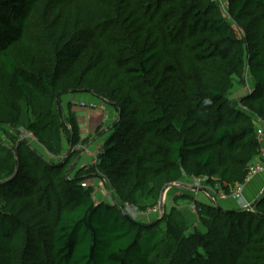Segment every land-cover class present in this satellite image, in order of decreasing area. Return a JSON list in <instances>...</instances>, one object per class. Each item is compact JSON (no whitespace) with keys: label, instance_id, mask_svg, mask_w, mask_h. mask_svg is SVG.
<instances>
[{"label":"trees","instance_id":"trees-1","mask_svg":"<svg viewBox=\"0 0 264 264\" xmlns=\"http://www.w3.org/2000/svg\"><path fill=\"white\" fill-rule=\"evenodd\" d=\"M226 8L231 22L216 0H0V264H264V193L252 211L185 192L191 221L178 208L150 224L124 212L127 202L154 206L184 176L205 178L211 197L228 193L258 156L264 0ZM30 39L46 42L45 59L13 50ZM245 70L253 90L236 106ZM69 92L116 118L81 138L71 113L58 117L56 96ZM35 95L55 107L31 121ZM65 137L104 139L94 162L75 168ZM89 178L112 201L94 199Z\"/></svg>","mask_w":264,"mask_h":264},{"label":"rangeland","instance_id":"rangeland-1","mask_svg":"<svg viewBox=\"0 0 264 264\" xmlns=\"http://www.w3.org/2000/svg\"><path fill=\"white\" fill-rule=\"evenodd\" d=\"M216 1L218 2L220 10L223 12L224 16L226 17V20L231 22V19L229 17V14H228V11L226 8L227 7L226 6L227 0H216ZM76 5L77 4L73 3V5L70 8L68 7V9H66V7L65 8L63 7L64 8L63 12L65 11V9L66 10L74 9V7H76ZM60 13H62V11H60ZM234 26H235V24H234ZM29 34L30 33H28V35ZM38 45H40V47ZM47 49H48V47H47L46 42H44L42 44H38V43H35L33 40L30 39L26 43L23 42V43L17 45L13 50H15V52L19 56V58L23 59L24 61H30V60H37V59L42 58V57H44V59H45V56L49 55L47 53ZM245 85L251 86L250 85V76H249L247 70H245ZM236 86H237V83H234L232 87H236ZM242 89L243 88H238V89H235L233 91V93L231 95V99L233 100V105L238 106V98L241 96L240 92ZM56 97H57L56 99L58 100L59 105H60V109H61V114H60L58 106L56 105V109L58 112L59 119L62 120L63 118H66L65 119L66 122H69L67 117L71 113V116L74 118L79 129L84 127L83 124H80V122H81L80 115H83L84 120L88 121L89 116L96 115L97 113H101L102 117H103L102 124H101V126H99L101 129L104 128V123H103L104 120L105 121L108 120L109 116H112L113 120L116 118L115 112H113L110 109V107L106 110V112H105L106 115H105L104 109L102 107H99L97 105H89V104L99 103V100H97L95 96H93L89 93H74V92L71 93V92H69V93H66L62 96H56ZM33 101H34V106L30 108L31 121L36 120L35 119L36 118L35 117L36 112L41 111L43 113L42 115H44L49 108H52V110H53V108L55 107V106H50L48 103L47 97H45L43 95H40V96L35 95ZM79 102L85 103L86 105L82 106L79 104ZM68 103L71 104L70 108H68V106H67ZM101 106H103V105H101ZM53 114H55L54 111H53ZM110 120L111 119H109V121ZM113 120H111V121H113ZM109 121L106 125L111 124V121L110 122ZM92 123H94V121ZM86 126H87V124L85 125L84 128H86ZM93 126L95 128L97 126V124L94 123ZM24 129L22 128V134L23 135L21 137L28 139L31 142V144H33V146L35 145V146L41 147V144L37 141L35 136H33V137L27 136L28 132H25ZM64 134H66V133H64ZM85 134L86 133L80 132V137L86 138L89 136V133L87 135H85ZM25 136H27V137H25ZM65 138L66 139H64L63 149L61 152H63L62 155L66 156V155L72 153L74 150L76 151V153L73 156V159H71L72 162L69 161L71 163H73V162L75 163V168L85 166V165L90 164L92 162L93 159H91V157L93 155V152L90 150L94 149L95 144H91L90 146H88V145H84L82 142H79V143L75 144L74 146H70L68 143L69 141H67V137H65ZM101 139L103 140L104 138H101ZM87 147H89L90 150L87 149ZM42 150L45 151L46 149H42ZM45 152H46V155L52 157V155L49 154L47 151H45ZM64 153H66V154H64ZM60 157L61 156H59V158ZM53 158H57V157L53 156ZM84 183L86 186H91L93 197L97 201H99V200L112 201L111 192L108 189V187H106V183L102 179L89 178V179L85 180ZM173 183L179 185L180 187L179 188L178 187H171L164 192L162 211L160 210L161 193H162L163 187L166 184L161 188L157 202L154 205V206L159 207L156 212L148 211L149 209H152L154 206L147 207L146 209H140L136 205L127 202L128 206L130 208L129 210H130L131 216L133 218H135L136 220H139L145 224H150L156 220H159V218L162 216L163 212H166V213L170 212L171 208H178L179 210H182V212L185 214V216H188V214L191 213L190 209H191V206L193 205V203H191L190 200H188V201L182 200L183 198H185V197H182V195L186 194V193H183L185 191L184 186H186L187 184L193 183V177L184 176L182 179L175 181ZM203 185H205V184H203ZM203 185L198 187L200 189L198 191H201V192L198 193L197 200L200 202L209 203V202H211V199H210L209 194L207 192H205V194L203 193L205 191V189H207ZM208 188H209L208 190L212 189L209 186H208ZM263 193H264V189L261 192V194H263ZM187 195H189V194H187ZM213 196H214V194H213ZM180 199H181V201H178ZM250 210L253 211L254 209L252 208ZM192 213L194 214L195 212H192ZM196 216L197 215H195V220H197ZM186 219L191 221V215H190V217L189 216L186 217ZM196 223L198 224V221H196ZM161 225L163 226L164 223H162ZM190 226H193L192 223L190 224ZM190 228H192V227H190ZM198 228L201 231H204L202 225L199 224Z\"/></svg>","mask_w":264,"mask_h":264},{"label":"crops","instance_id":"crops-1","mask_svg":"<svg viewBox=\"0 0 264 264\" xmlns=\"http://www.w3.org/2000/svg\"><path fill=\"white\" fill-rule=\"evenodd\" d=\"M80 117H81L80 124H83L84 127L87 124L86 128L82 127L80 129V132L86 133L85 135H87L88 133L91 134L94 130H96L97 126H101L102 121H103V117H102L101 113H97L96 115L89 116L88 117V119H89L88 121L84 120L83 115H80ZM109 119L113 120V117L109 116L108 120H106V121L104 120V122H103L104 123V127L107 126L106 124L108 123ZM93 121H94L95 124H97V126L95 128L93 126L94 123H92ZM257 127H260L262 129L263 133H264V123L258 124ZM262 143L264 144V138L262 140ZM91 144H94V142L91 143ZM189 187H192V183L191 184H187L186 187H184L185 191L183 190L184 191L183 193L186 192L187 194H189V196L193 197V199L197 200V195L201 191L193 190V189H190ZM263 189H264V169L262 171H260L259 173L253 175L244 184L243 189H242V193H243L244 198L248 202H253L261 194ZM205 192L206 191H204L203 193L205 194ZM209 197L211 199V202H209V203H212L213 201H215V203L217 205H219L220 207H222L224 209H235V208L239 207L237 202L235 200H233L232 198H230V197L221 198V197L216 196V195L211 197L210 194H209ZM182 200L188 201L189 199L188 198H183ZM178 201H181V199L178 200Z\"/></svg>","mask_w":264,"mask_h":264},{"label":"built area","instance_id":"built-area-1","mask_svg":"<svg viewBox=\"0 0 264 264\" xmlns=\"http://www.w3.org/2000/svg\"><path fill=\"white\" fill-rule=\"evenodd\" d=\"M242 90L246 93H250V92H252L253 88L249 85H245ZM80 105L83 106L86 104L80 102ZM89 105H94V104H89ZM240 107L242 109H245V107H243V106H240ZM27 136L33 137L31 133H27ZM27 136H25V137H27ZM256 137L260 143L259 154H258L257 158L250 164L249 170H248V175H247L244 183L236 184L233 188H231V190L228 193L219 192V194H218L219 197H221V198H226V197L232 198L233 200H235L237 202V204L240 208L248 209V210L252 209L253 205L251 202H248L244 198L243 193H242L243 186L253 175L259 173L260 171H262L264 169V144L262 143V140L264 138V133L260 127H257V129H256ZM99 147H100V144H96L94 146L93 150H90L89 147H87V149H89L90 151L93 152V155L91 157V159H93L92 162H94V160H95V155H96L97 149H99ZM204 180H205V178H202V177H193V183H192L193 187L198 188V187L202 186L204 184V182H203ZM203 186L205 188H207V190L209 189L206 185H203ZM158 208H159L158 206H154L152 209H149L148 211L156 212L158 210ZM129 209L130 208L128 206V203H125L124 204L125 214L131 215ZM191 210H192V212H195V208L193 205L191 206Z\"/></svg>","mask_w":264,"mask_h":264},{"label":"water","instance_id":"water-1","mask_svg":"<svg viewBox=\"0 0 264 264\" xmlns=\"http://www.w3.org/2000/svg\"><path fill=\"white\" fill-rule=\"evenodd\" d=\"M57 106H58V109H59V113L61 114V109H60V105H59V102H58V100H57ZM171 187H180L179 185H177V184H174V183H169V184H166L164 187H163V189H162V193H161V201H160V210L162 211V207H163V197H164V192L167 190V189H169V188H171ZM184 187H186V186H184ZM182 188V187H181ZM190 189H193V190H198V189H196L195 187H189ZM188 188V189H189ZM127 216V215H126ZM127 217H129V216H127Z\"/></svg>","mask_w":264,"mask_h":264},{"label":"clouds","instance_id":"clouds-1","mask_svg":"<svg viewBox=\"0 0 264 264\" xmlns=\"http://www.w3.org/2000/svg\"><path fill=\"white\" fill-rule=\"evenodd\" d=\"M227 6V5H226ZM225 6V7H226ZM78 102V101H77ZM79 104H80V102H79ZM94 105H97V106H99V107H102L103 109H104V113L106 112V110L107 109H105V107H104V105L103 104H101V105H103V106H101L100 104H94ZM105 115H106V113H105ZM106 117V116H105ZM101 142H102V140H97V141H95L94 142V144L96 145V144H101ZM89 146V145H88ZM252 203V205H253V202H251Z\"/></svg>","mask_w":264,"mask_h":264}]
</instances>
